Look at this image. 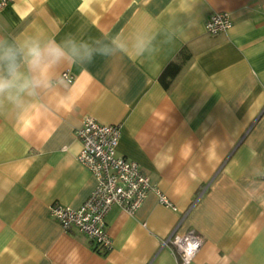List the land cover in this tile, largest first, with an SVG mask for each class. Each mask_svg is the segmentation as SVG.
Instances as JSON below:
<instances>
[{
	"label": "crops",
	"instance_id": "1",
	"mask_svg": "<svg viewBox=\"0 0 264 264\" xmlns=\"http://www.w3.org/2000/svg\"><path fill=\"white\" fill-rule=\"evenodd\" d=\"M231 26L204 29L213 12ZM144 36L129 49L59 71L51 97L0 109V264H176L162 239H203L188 264H264V0H14L0 38ZM189 60L164 89L158 77L184 47ZM72 79L66 80L62 73ZM84 117L120 126L117 152L139 165L176 209L150 192L132 215L104 217L111 248L64 230L58 202L79 207L96 185L76 156Z\"/></svg>",
	"mask_w": 264,
	"mask_h": 264
},
{
	"label": "built area",
	"instance_id": "2",
	"mask_svg": "<svg viewBox=\"0 0 264 264\" xmlns=\"http://www.w3.org/2000/svg\"><path fill=\"white\" fill-rule=\"evenodd\" d=\"M14 0H0V8ZM231 26L227 11L211 13L204 22L208 34H217ZM62 76L71 81L72 77L63 72ZM81 147L76 159L86 167L96 179V185L88 198L77 208L63 206L53 202L49 213L64 230H75L89 238L94 250L105 253L111 248V238L105 229L104 217L112 205H117L126 213L134 214L147 195L153 192L158 202L165 207L176 209L172 202L149 176L141 171L137 162L117 152L120 126L103 124L92 117H84L74 130ZM264 178V176H262ZM203 239L194 230L183 235L172 229L161 245H171L176 255V264H188Z\"/></svg>",
	"mask_w": 264,
	"mask_h": 264
},
{
	"label": "clouds",
	"instance_id": "3",
	"mask_svg": "<svg viewBox=\"0 0 264 264\" xmlns=\"http://www.w3.org/2000/svg\"><path fill=\"white\" fill-rule=\"evenodd\" d=\"M151 39L135 36L131 41L101 36L91 41L71 35L55 38L30 36L0 38V109L22 111L57 88L59 71L68 64L84 65L97 56L116 57L131 49L142 56L152 51Z\"/></svg>",
	"mask_w": 264,
	"mask_h": 264
},
{
	"label": "trees",
	"instance_id": "4",
	"mask_svg": "<svg viewBox=\"0 0 264 264\" xmlns=\"http://www.w3.org/2000/svg\"><path fill=\"white\" fill-rule=\"evenodd\" d=\"M189 58L190 53L184 46L179 51L178 58L166 65V67L158 77V81L164 89L169 88L170 84L172 83L176 75L180 72L185 63L189 60Z\"/></svg>",
	"mask_w": 264,
	"mask_h": 264
}]
</instances>
